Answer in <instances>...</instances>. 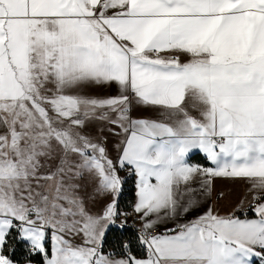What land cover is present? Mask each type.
<instances>
[{"label":"snow or ice","instance_id":"6c2138e0","mask_svg":"<svg viewBox=\"0 0 264 264\" xmlns=\"http://www.w3.org/2000/svg\"><path fill=\"white\" fill-rule=\"evenodd\" d=\"M0 264H264V0H0Z\"/></svg>","mask_w":264,"mask_h":264},{"label":"crops","instance_id":"0c3cea01","mask_svg":"<svg viewBox=\"0 0 264 264\" xmlns=\"http://www.w3.org/2000/svg\"><path fill=\"white\" fill-rule=\"evenodd\" d=\"M221 186H223V185H221Z\"/></svg>","mask_w":264,"mask_h":264}]
</instances>
